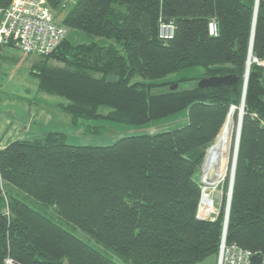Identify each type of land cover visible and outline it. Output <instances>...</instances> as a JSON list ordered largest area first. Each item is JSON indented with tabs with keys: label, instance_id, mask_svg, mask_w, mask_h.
I'll use <instances>...</instances> for the list:
<instances>
[{
	"label": "trees",
	"instance_id": "obj_1",
	"mask_svg": "<svg viewBox=\"0 0 264 264\" xmlns=\"http://www.w3.org/2000/svg\"><path fill=\"white\" fill-rule=\"evenodd\" d=\"M11 1L0 0V8ZM255 2L76 1L60 24L89 41L65 38L43 56L63 66L32 69L38 91L62 98L57 107L70 123L95 136L104 123L146 126L181 111L188 121L106 145H72L62 132L49 131L0 148V182L39 205L6 197L0 187V264L7 257L18 264H118L53 216L129 264H198L217 256L225 227L227 244L264 260V68L256 63L248 72L228 216L225 201L213 220L197 214V170L227 112L242 101ZM47 3L54 15L60 1ZM159 21L174 23L172 39L158 37ZM251 55L264 60V0ZM187 68L203 74L166 79ZM228 74L238 77L236 85L197 86L201 78Z\"/></svg>",
	"mask_w": 264,
	"mask_h": 264
},
{
	"label": "rangeland",
	"instance_id": "obj_2",
	"mask_svg": "<svg viewBox=\"0 0 264 264\" xmlns=\"http://www.w3.org/2000/svg\"><path fill=\"white\" fill-rule=\"evenodd\" d=\"M72 4V0H66L63 4L59 5L58 9L53 11L55 21L57 23H61L62 19L71 8L70 5ZM75 34L76 35L72 34L70 30H68L66 39H73L75 43L89 41L87 35H81L80 33ZM262 61L264 62V60ZM252 63L253 62H251V64L249 65V71ZM40 66L60 67L63 65L60 62L54 60V58L52 57L24 54L16 49H4V51H0V112L4 114L8 109H14L16 113L15 117L20 112H28L29 116L31 117V126L35 130L33 135L42 134L44 131H47L50 126H54V128L56 127L57 130H59L66 136V141L68 143H78L75 145H79L81 143L90 145H106L108 143L114 142L122 135L124 136L135 133L152 134L163 130H171L174 128L182 127L183 125L187 124V111H181L173 116L155 121L154 123L146 126H118L115 124L104 123L106 125V130L103 132V134L97 136L92 135L91 133L86 134L82 125L78 124L73 126L70 123V116L62 113L57 107V104L64 101L62 98L38 91V81L30 74V72L32 69ZM260 67L264 68V65H260ZM202 72L203 70L201 68H187L178 73H174L168 76L166 79L173 81L184 77H199L203 74ZM195 82L193 81L194 84ZM204 158L201 166L197 170V178L202 188L203 183L201 178ZM226 183H228L227 179L215 189L207 190V194L212 199L211 212L209 214H205L204 212L200 211V207L198 205L197 214L200 216V218L213 220L218 215V212L227 196V190L224 187ZM0 187L4 190L6 197L14 196L15 194H17L16 196L19 199L23 200L30 207L39 210L38 203L33 201L31 198L17 193V191L6 186V184H3L2 182H0ZM53 217L58 225L63 227L74 236L83 240L88 245L94 247L106 257L110 258L118 264H129L118 255H116L112 250L98 244L92 237L85 234L74 225L68 223L63 219H59L57 216ZM213 260L214 264H217L218 254L214 258H207L198 264H212Z\"/></svg>",
	"mask_w": 264,
	"mask_h": 264
},
{
	"label": "built area",
	"instance_id": "obj_3",
	"mask_svg": "<svg viewBox=\"0 0 264 264\" xmlns=\"http://www.w3.org/2000/svg\"><path fill=\"white\" fill-rule=\"evenodd\" d=\"M59 1L63 4L66 0ZM174 30L173 22L159 21L160 39H172ZM67 33V27L55 21L47 0H12L7 8H0V46L3 48L16 49L29 55L47 56L65 40ZM209 33L216 35L215 23H210ZM251 59L250 62L264 65L262 60L252 55ZM253 255L250 250L236 243L227 244L224 240L219 247L217 264H251ZM3 264L18 263L7 257Z\"/></svg>",
	"mask_w": 264,
	"mask_h": 264
},
{
	"label": "bare ground",
	"instance_id": "obj_4",
	"mask_svg": "<svg viewBox=\"0 0 264 264\" xmlns=\"http://www.w3.org/2000/svg\"><path fill=\"white\" fill-rule=\"evenodd\" d=\"M250 57V61H251ZM251 62H249L250 64ZM249 66V65H248ZM239 106H231L226 114L224 122L216 135L213 143L207 148L202 167V195L200 198V211L205 214L211 212L212 199L207 194L208 189H215L226 179L228 180V190L225 200L224 210L228 205L229 185L232 176L233 160L237 151V132L243 116L244 94ZM225 227V223H224Z\"/></svg>",
	"mask_w": 264,
	"mask_h": 264
},
{
	"label": "crops",
	"instance_id": "obj_5",
	"mask_svg": "<svg viewBox=\"0 0 264 264\" xmlns=\"http://www.w3.org/2000/svg\"><path fill=\"white\" fill-rule=\"evenodd\" d=\"M77 0H72L74 6ZM103 45H107L110 42L100 41ZM16 113L14 109H8L4 114L0 112V148L5 147L12 141L15 140H28L32 141L35 139L43 138L49 131H59L54 126H50L47 131H44L42 134H35L34 128H32V124L30 122V116L28 112H20L16 117ZM29 116V117H28ZM28 125V126H26ZM27 127V128H26ZM60 132V131H59ZM123 136V135H122ZM68 143V142H67ZM68 144H78V143H68ZM79 145H89L86 143H81ZM97 145V144H95ZM214 258V257H213ZM214 264V260L212 261Z\"/></svg>",
	"mask_w": 264,
	"mask_h": 264
},
{
	"label": "water",
	"instance_id": "obj_6",
	"mask_svg": "<svg viewBox=\"0 0 264 264\" xmlns=\"http://www.w3.org/2000/svg\"><path fill=\"white\" fill-rule=\"evenodd\" d=\"M257 9H258V0H256L255 2V6H254V16H253V25H252V36H251V43H250V51L247 57V61H246V70L244 73V79H243V89H246V83H247V78H248V69H249V62H250V57H251V46H252V39H253V32H254V25H255V20H256V13H257ZM0 51H4V48L0 46ZM238 82V77L236 75L233 74H228V75H222V76H211V77H204L201 78L200 80H198L197 82V86L200 88H208V87H217V86H233L236 85V83ZM177 87V85L171 86V89ZM245 94V91H244ZM244 98V96H243ZM244 100V99H243ZM243 114V111H242ZM241 122H242V118L240 121V126L237 132V150H238V143H239V136H240V129H241ZM236 157H237V151L233 160V169H232V176H231V180H230V185H229V198H228V205L226 207V217L228 216V212H229V206H230V198H231V191H232V185H233V177H234V169H235V164H236ZM227 220V219H226ZM225 231H226V227L224 230V235H223V240L222 242L225 240ZM251 264H264V260L263 258L258 255V254H254L251 257Z\"/></svg>",
	"mask_w": 264,
	"mask_h": 264
}]
</instances>
